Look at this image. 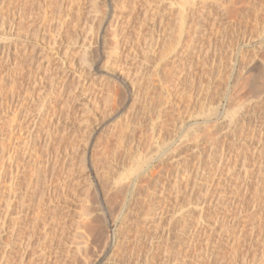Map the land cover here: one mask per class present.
Returning a JSON list of instances; mask_svg holds the SVG:
<instances>
[{"label":"rangeland","instance_id":"obj_1","mask_svg":"<svg viewBox=\"0 0 264 264\" xmlns=\"http://www.w3.org/2000/svg\"><path fill=\"white\" fill-rule=\"evenodd\" d=\"M211 1L0 0V264H264V0Z\"/></svg>","mask_w":264,"mask_h":264},{"label":"bare ground","instance_id":"obj_2","mask_svg":"<svg viewBox=\"0 0 264 264\" xmlns=\"http://www.w3.org/2000/svg\"><path fill=\"white\" fill-rule=\"evenodd\" d=\"M210 1L211 0H185V2H183V4L181 5V8H180V34L184 31V29H185V26H186V23H187V16H188V14H192L193 16H196V17H194V18H196L195 20L193 19V21H194V27H195V32H198V31H200L201 30V27L203 28L204 26H202L203 25V23L204 22H201L202 21V19L204 18L205 19V17L209 14H212V15H214V11H215V9H216V7H217V9L219 8L220 10H221V13H222V11H227L229 8H231L230 6H237V5H235V4H232V5H230V4H228L229 3V1H230V3H232L233 2V0H229V1H227L228 3H224L223 1V4H228V7H227V5L225 6V5H222V4H220V6H219V4H218V6H214L215 4H210ZM232 1V2H231ZM238 1V0H237ZM249 1V0H248ZM8 2V1H7ZM11 2V1H10ZM212 2V1H211ZM216 2H218V1H216ZM216 4V5H217ZM230 5V6H229ZM1 6V5H0ZM212 6V7H211ZM7 9V8H6ZM216 9V10H217ZM223 9V10H222ZM231 9H234V8H231ZM231 9H230V11H231ZM6 11V10H5ZM229 11V10H228ZM227 11V12H228ZM229 11V12H230ZM109 12H107V14H108ZM225 13V12H224ZM233 13H234V11H233ZM97 14V13H96ZM106 14V13H105ZM191 15V16H192ZM217 15V14H216ZM221 15V14H220ZM223 15V14H222ZM190 16V17H191ZM211 17V16H210ZM100 18V17H99ZM209 18V17H208ZM207 18V19H208ZM227 18V17H226ZM191 19V20H192ZM211 19V18H210ZM214 19L215 20H218V18L216 17H214ZM213 19V20H214ZM219 19H221V18H219ZM212 20V21H213ZM6 21V20H5ZM211 21V20H210ZM11 22V21H10ZM228 22V21H227ZM9 23V22H8ZM191 23V22H190ZM214 23V22H213ZM11 27H12V25H11ZM190 27V26H189ZM208 27V26H207ZM211 27V26H210ZM209 27V28H210ZM2 28V27H1ZM205 28V27H204ZM213 28V27H212ZM9 30V29H8ZM194 30V29H193ZM206 30V29H205ZM204 30V31H205ZM187 31V30H186ZM203 31V30H202ZM207 31V30H206ZM191 32V31H190ZM189 32V33H190ZM200 32H198V34H199ZM205 33V32H204ZM194 34H196V33H194ZM219 34V33H218ZM190 35V34H189ZM207 35H209V34H207ZM191 36V35H190ZM195 36V35H194ZM217 37H219V36H217ZM195 38V37H194ZM197 38V37H196ZM204 38V37H203ZM249 39V38H248ZM195 40V39H194ZM193 40V41H194ZM199 40V39H198ZM200 42V41H199ZM244 42H245V40H244ZM247 42V41H246ZM250 42V41H249ZM191 45V44H190ZM2 48V47H1ZM7 52V51H6ZM208 52V51H207ZM182 55V54H181ZM88 56V55H87ZM8 58V57H7ZM86 58V57H85ZM198 58V57H197ZM87 59V58H86ZM85 59V60H86ZM10 60V59H9ZM87 60H89V59H87ZM86 62H88V61H86ZM190 65H191V62H190ZM116 76V75H115ZM262 77V76H261ZM261 77H260V79H261ZM264 80V79H263ZM262 81V80H261ZM264 82L262 81V84H263ZM262 84L258 87V88H261V89H263L264 88V86H263V88H262ZM264 85V84H263ZM259 92V91H258ZM243 97V96H242ZM242 97H240V96H233V97H231L232 98V101H231V105H230V108L232 109V110H234V111H237L238 109H240L241 110V113H243V111H245L244 109L246 108V106L248 105L246 102H248V98L247 99H245L244 97L242 98ZM247 104V105H246ZM243 110V111H242ZM115 116V115H114ZM44 118V117H43ZM42 118V119H43ZM39 123V122H38ZM213 127V126H212ZM210 128V126H209V124H208V126H202V127H200L198 130H196L195 132H193V134H191L192 136H191V139H192V141H194V143L196 144V147H198L199 148V146H202V144L203 145H207V144H209L210 142V145L212 146V144L213 143H215V142H213V139L214 138H216V137H213V135H212V133H210V130H211V128ZM214 128V127H213ZM215 130V129H214ZM32 131V130H31ZM211 131H213V130H211ZM49 132V131H48ZM29 133H31V132H29ZM47 133V132H46ZM3 135V134H2ZM1 135V136H2ZM218 135V134H217ZM215 136V135H214ZM5 137V136H4ZM5 139V138H4ZM3 140V139H2ZM30 140V139H29ZM214 141H216L215 139H214ZM219 141V140H218ZM226 141V140H225ZM3 142V141H2ZM21 143V142H20ZM26 143V142H25ZM188 143H189V141H188ZM28 144V143H27ZM30 144V143H29ZM190 144V143H189ZM23 145V144H22ZM182 145V144H181ZM218 145H219V143H218ZM6 146V145H5ZM25 146V145H24ZM183 146V145H182ZM211 146H209V147H211ZM180 147V146H179ZM214 147H217V145H216V143H215V145L214 146H212L211 148H214ZM3 148V147H2ZM20 148V147H19ZM201 148V147H200ZM28 150V149H27ZM26 152V151H25ZM213 152V151H212ZM2 153H4V151L2 152ZM216 153V152H215ZM15 154V153H14ZM209 154H210V152H209ZM211 156H212V154H211ZM210 156V157H211ZM215 156V155H214ZM220 156V155H219ZM15 158V157H14ZM217 158V157H216ZM1 159V158H0ZM220 159V158H219ZM215 160V159H214ZM144 161V160H143ZM243 162V164L242 165H244V166H242L241 167V169H240V171L242 172V170H243V172H244V175L241 173V175H240V173L238 174V175H240V176H242L243 175V180L245 179L246 180V177H247V175H248V169H247V165H246V160H245V162L244 161H242ZM143 163V162H142ZM220 163V162H219ZM241 163V162H240ZM245 163V164H244ZM141 164V163H140ZM209 164V163H208ZM4 165V164H3ZM2 165V166H3ZM19 165V164H18ZM211 165V164H210ZM2 166H1V168H2ZM139 163H138V167H136V168H134V171L136 172V171H138L140 168H139ZM217 167V166H216ZM99 168V167H98ZM147 168V167H146ZM145 168V169H146ZM144 169V168H143ZM204 169V168H203ZM212 169V168H211ZM213 170H214V168H213ZM133 171V172H134ZM250 171V170H249ZM19 173V172H18ZM98 173V172H97ZM198 173V172H197ZM196 173V174H197ZM3 174V173H2ZM17 174V173H16ZM152 174V173H151ZM150 174V176H152ZM169 174V173H168ZM215 174V173H214ZM222 174V173H221ZM202 175V174H201ZM219 175V174H218ZM251 175V174H250ZM253 175V174H252ZM97 176H99V175H97ZM149 176V177H150ZM169 176V175H168ZM210 176V175H209ZM2 177V176H1ZM170 177V176H169ZM204 177V176H203ZM151 178H153V180L156 178V176H155V178L154 177H151ZM164 178V177H163ZM174 179H175V177H173ZM188 178V177H187ZM186 178V179H187ZM205 178H207V176L205 177ZM212 178V177H211ZM240 178V177H239ZM248 178V177H247ZM119 179V178H118ZM121 179V178H120ZM149 179V178H148ZM181 179V178H180ZM183 179V178H182ZM115 181H113L114 182V185H113V187H114V189L115 188H118V190H121L123 193H128L129 192V187H130V184H128L127 182L126 183H122L123 181H125L124 179L121 181V180H117V179H114ZM157 180H158V178H157ZM156 180V181H157ZM160 180V179H159ZM165 180H166V178H165ZM164 180V181H165ZM208 180V179H207ZM127 181V180H126ZM176 182H177V179L175 180ZM149 182V181H148ZM205 182V181H204ZM240 182V181H239ZM239 182H237V183H239ZM245 182H247V181H245ZM120 183H122V184H120ZM147 183V182H146ZM169 183V182H168ZM187 183H188V181H187ZM190 183V182H189ZM243 183V182H242ZM113 184V183H112ZM133 184V183H132ZM135 184V183H134ZM141 185V184H140ZM202 185V184H201ZM241 185V184H240ZM133 186V185H132ZM138 186V185H137ZM206 186V185H205ZM244 186H246V185H244ZM121 189H120V188ZM136 187V186H135ZM148 187H149V185H148ZM156 187H158V185L156 186ZM207 187V186H206ZM163 188H167V186L165 187V185L163 184ZM208 188V187H207ZM247 188H248V186H247ZM112 189V188H111ZM137 189V188H136ZM259 189H261V188H259ZM159 190V189H158ZM163 190V189H162ZM161 190V191H162ZM167 190V189H166ZM264 190V189H263ZM117 191V190H116ZM262 191V190H261ZM120 192V191H119ZM121 192V193H122ZM153 192V191H152ZM155 192H157L156 190H155ZM154 192V193H155ZM162 192H163V195H162ZM161 192V196H160V200H163V199H167L166 198V196L164 195V190ZM207 192V191H206ZM205 192V193H206ZM158 194V193H157ZM166 194V193H165ZM208 194V193H207ZM258 194V193H257ZM156 195V194H155ZM205 195V194H204ZM235 195V194H234ZM260 195V194H259ZM150 196H151V194H150ZM211 196H212V194H211ZM219 196V195H218ZM156 197V196H155ZM154 197V198H155ZM161 197H163V198H161ZM258 197V196H257ZM158 198V197H157ZM258 198H260V197H258ZM208 199V198H207ZM151 200L152 201H154L153 199H152V197H151ZM160 200H159V202H157L155 205H154V203H152L154 206H155V210L157 211V208L159 209L161 206H162V202H160ZM216 201H221L220 200V198L219 197H217V199H215ZM255 200V199H254ZM151 201V202H152ZM166 201V200H165ZM205 201V200H204ZM162 203V204H161ZM166 203V202H165ZM120 204V209H123V207L125 206L124 205V203H119ZM151 204V203H150ZM151 204V205H152ZM118 205V204H117ZM153 205H152V207L151 208H149V210H148V212H147V214H149V216H146L145 215V217H146V219H147V217H150V218H152L153 216H154V207H153ZM164 205V204H163ZM116 209V208H115ZM119 209V208H118ZM159 211V210H158ZM157 211V212H158ZM153 212V213H152ZM143 216V215H142ZM144 217V216H143ZM155 217V216H154ZM143 219V218H142ZM145 219V220H146ZM152 220V219H151ZM153 220H154V218H153ZM148 222V221H147ZM197 222V221H196ZM199 222V221H198ZM187 223V222H186ZM185 223V224H186ZM143 224V223H142ZM137 225V224H136ZM189 225V224H188ZM187 225V226H188ZM257 225V224H256ZM90 226V225H89ZM141 226V225H140ZM185 226V225H184ZM184 228V227H183ZM189 229V228H188ZM198 229V228H197ZM184 230H186V227H185V229ZM184 230H182V232L184 231ZM190 230V229H189ZM187 231V230H186ZM186 231H184L183 233H185ZM189 232V231H188ZM195 232H193L192 234H194ZM216 234V233H215ZM183 235V234H182ZM193 236V235H192ZM140 239V238H139ZM191 239H192V237H191ZM182 240V239H181ZM187 242V241H186ZM212 242H215V241H212ZM150 243V242H149ZM106 246H108V247H112L113 246V240H112V238L110 239V237H108V240H107V245ZM188 247V246H187ZM104 249V248H103ZM105 251H107V250H105ZM109 251V250H108ZM112 260V259H111ZM95 264H97L96 262H95Z\"/></svg>","mask_w":264,"mask_h":264}]
</instances>
